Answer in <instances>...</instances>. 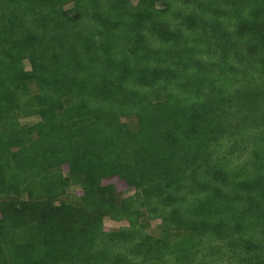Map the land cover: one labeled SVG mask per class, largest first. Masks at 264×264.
I'll use <instances>...</instances> for the list:
<instances>
[{
	"label": "trees",
	"instance_id": "16d2710c",
	"mask_svg": "<svg viewBox=\"0 0 264 264\" xmlns=\"http://www.w3.org/2000/svg\"><path fill=\"white\" fill-rule=\"evenodd\" d=\"M214 249L264 264V0H0V264Z\"/></svg>",
	"mask_w": 264,
	"mask_h": 264
},
{
	"label": "rangeland",
	"instance_id": "374dc122",
	"mask_svg": "<svg viewBox=\"0 0 264 264\" xmlns=\"http://www.w3.org/2000/svg\"><path fill=\"white\" fill-rule=\"evenodd\" d=\"M132 3H136L137 0H131ZM26 69H29L27 63H25ZM38 120L37 117H29V118H23L20 120L21 124H33ZM238 163L243 162V159L240 158V160H237ZM62 172L64 175H68V167L63 166ZM104 185L113 184L116 187L117 190V198L118 201L121 199L127 198L130 195L133 194L134 190L132 188H128L123 182L120 180L113 178L110 180H104ZM82 177H73L71 178L70 185L67 189V194L64 196V201H75L77 197H80L82 195ZM145 222H148V228L147 233L152 235L153 237H159L161 235V229H160V219H153V220H147L146 217L143 219ZM127 223L125 221L122 222H114L109 218H105L103 220V227L105 231H114L117 230L123 226H126ZM215 245L218 247L221 244L215 243ZM210 252V251H209ZM208 253L205 254V252H202L201 254H198V257H196V262L194 264H238L237 262V255L233 254L232 252L227 253L226 250L220 251L217 249L213 250V257L208 256ZM166 264H176L174 260H169Z\"/></svg>",
	"mask_w": 264,
	"mask_h": 264
}]
</instances>
